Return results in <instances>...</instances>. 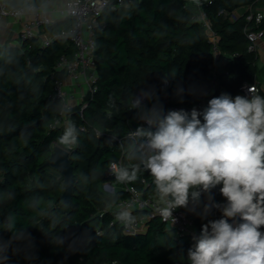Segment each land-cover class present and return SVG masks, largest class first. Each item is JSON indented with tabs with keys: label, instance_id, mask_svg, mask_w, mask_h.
Wrapping results in <instances>:
<instances>
[{
	"label": "trees",
	"instance_id": "16d2710c",
	"mask_svg": "<svg viewBox=\"0 0 264 264\" xmlns=\"http://www.w3.org/2000/svg\"><path fill=\"white\" fill-rule=\"evenodd\" d=\"M49 0H7L12 8L42 6ZM58 1V0H50ZM218 38L224 62L220 89L232 97L245 83H256L258 58L248 51L246 29L264 32V20L256 27L247 14L232 20L254 0H199ZM189 0H139L131 7L106 10L96 31V93L85 104L66 112L77 128L71 154L75 186L71 203L64 204L63 177L47 167L52 147L60 143L63 129L52 130L63 112V102L52 100L54 84L64 72L56 70L60 59L74 57L69 40H56L43 48V37L0 47V264H190L187 253L192 238L181 237L159 220L143 235H125L116 217L99 212L126 199L103 191L111 163L129 158L134 123L132 100L140 92H153L163 109L188 106L202 111L221 95L211 91L213 44L205 25L194 19L197 11ZM73 26L57 21L43 30L53 36ZM164 80L168 91L161 93ZM179 90V94H178ZM202 119V117H201ZM125 140V152L112 147L113 138ZM143 180L149 188L145 190ZM122 187L124 184L112 180ZM144 194L156 196L152 177L141 171L136 182L126 183ZM214 203H225L219 186L211 193ZM206 196L194 207L178 208L201 230L209 220L221 218L216 208L202 218ZM137 216L138 214L135 213ZM231 222V221H230ZM264 231V228L261 229Z\"/></svg>",
	"mask_w": 264,
	"mask_h": 264
},
{
	"label": "clouds",
	"instance_id": "9594fccd",
	"mask_svg": "<svg viewBox=\"0 0 264 264\" xmlns=\"http://www.w3.org/2000/svg\"><path fill=\"white\" fill-rule=\"evenodd\" d=\"M248 92L222 93L202 111L190 112H165L158 102L145 108L142 99L152 101L155 95L142 92L134 98L142 123L130 132L129 158L136 163L111 166L121 184L136 182L147 171L160 203L157 211L173 223V211L190 204L194 210L202 194L208 201L202 218L211 208L221 211V218L209 220L193 236L190 264H264V96L254 94V86ZM77 138L76 126L69 124L60 143L72 146ZM217 186L223 204L213 202ZM116 218L125 225L136 221L127 208ZM0 259H8L6 251Z\"/></svg>",
	"mask_w": 264,
	"mask_h": 264
},
{
	"label": "built area",
	"instance_id": "2783aa9c",
	"mask_svg": "<svg viewBox=\"0 0 264 264\" xmlns=\"http://www.w3.org/2000/svg\"><path fill=\"white\" fill-rule=\"evenodd\" d=\"M137 1L139 0H69L63 5L59 4L58 1L54 2L49 0L44 5L39 7L35 5H28L27 7L23 8H12L7 0H0V28L3 22L6 20L22 21L28 16H33L32 20L23 24V28L19 35L20 42L17 45L18 48H22L24 43L27 41L37 39L42 36L43 48L50 46V44L56 40H69L75 49L74 57L70 59L67 56H63L56 68L58 72H64L65 76L63 79H59L55 82L51 99L61 100L63 102V112L61 113L59 120L51 126L52 130H65V127L70 124L66 112L70 111L73 107L69 104V101L72 98L67 92L68 81L73 82L75 87L78 89L85 87L88 91L87 96H92L96 93V31L102 26V23L99 22V18H101L103 13L108 9L117 10L121 7H131ZM189 1L196 2L195 7L199 13H197L196 16L194 15V19H197L205 25L213 44L214 61L210 67V84L212 92L208 95L210 97L212 93L218 90L220 77L222 74V71L219 69V63L221 60L219 57L218 38L212 31L211 25L202 11V4L200 1ZM246 14L247 22L254 24L256 27H258L264 20V15L262 13H255L251 6L248 7ZM237 19L238 17L236 15L232 16V20ZM63 20L72 21V28L69 30H63L59 34L53 36L46 34L42 35V30L52 26L57 21ZM246 36L249 41L248 51L250 53L256 54L259 50L262 40L264 39V32L246 29ZM252 86H254L255 89L254 94L259 93V89L255 84L245 83L241 86L238 95L250 96L248 89ZM168 88L169 82L164 80L160 90L161 93L165 94L168 91ZM201 106H203V104H200L196 109ZM179 109H184L185 111L190 112L193 108L185 105L179 107L167 106L164 108V111L167 112L169 110ZM139 111V109H135V107H133L134 123L136 125H140L142 123L141 120L139 121V119H137L139 116ZM128 138L131 139L130 133ZM124 145V138H113L112 147L115 146L121 148L122 151L125 152ZM53 146L56 147V143ZM74 146L75 145L68 147L69 150H67V152H69V154H72ZM112 164L125 167L123 158L110 164L106 172V178L108 181L103 184V191L107 195H111L113 192L115 194L124 192L128 196L126 199L108 205L104 211L99 212L100 218H103L107 214H111L116 217V213L119 209L127 208L136 217L135 223L131 225H125L116 219V221L111 224L114 226L116 222H119L125 235L146 234L150 228V223L155 220H159L168 229L175 230L181 237L193 238V236L199 235L201 230L198 228L195 222L187 217L184 212L175 209L173 211L175 222L173 223L171 218L165 219L157 211V209L160 207L158 198L154 196L146 198L142 192L138 191L134 187H130L127 184H124L122 187L116 186L112 181L115 179L111 167ZM142 183L145 186V190L149 188L146 180H143ZM135 213L138 215L136 216Z\"/></svg>",
	"mask_w": 264,
	"mask_h": 264
},
{
	"label": "crops",
	"instance_id": "0c3cea01",
	"mask_svg": "<svg viewBox=\"0 0 264 264\" xmlns=\"http://www.w3.org/2000/svg\"><path fill=\"white\" fill-rule=\"evenodd\" d=\"M68 1L69 0H58V3L64 5ZM254 1H255V7L253 8L251 6V8L254 10L255 13H262L264 15V0H254ZM195 3L196 2H194V1H193V3H191V4H193L192 7L195 6ZM247 9H248V7L240 9L239 11H237L235 13V15L238 18H240L242 15L246 14ZM32 18H33V16H28L26 19H24L22 21H13V20L4 21L2 26H1V28H0V47L5 46L6 44H9L11 47H18L17 45L20 42L19 35H20V32H21V30L23 28V24L25 22H28V21L32 20ZM42 33H43V30H42ZM256 55H257V58H258L259 74H258L256 83H254V84L259 89V93H257V94H259L261 96H264V39L262 40V42L260 44V47H259V50L256 53ZM223 66H224V62L221 59V61L219 63V69H220V71H222V74L224 73V69H223L224 67ZM85 89H86L85 87H83L82 89H78L77 87H75V84L73 82H71V81L67 82V92L70 95V97L72 98L69 101V104L72 107H76V106L84 104V102H85L84 98L86 99L87 92H88L87 89H86V91H85ZM72 91L73 92L75 91V94H71V93H73ZM217 91H220L221 94L222 93H226L225 91L220 89V84H219V87H218ZM217 91H215V92H217ZM135 98H141V94L137 95ZM132 104H133V107H135L134 106V99L132 100ZM142 106L145 107V108H151L152 104H151V102L149 100L142 99ZM137 119H139V116L137 117ZM139 121H140V119H139ZM136 126H138V125H136ZM116 186H118V185H116ZM151 197H153V196H151ZM154 197H156V196H154Z\"/></svg>",
	"mask_w": 264,
	"mask_h": 264
},
{
	"label": "water",
	"instance_id": "95a60500",
	"mask_svg": "<svg viewBox=\"0 0 264 264\" xmlns=\"http://www.w3.org/2000/svg\"><path fill=\"white\" fill-rule=\"evenodd\" d=\"M140 94L141 92L138 95ZM46 165L63 177L65 189L62 199L64 200V204L71 203L75 186V176L73 164L71 162V154L63 148L56 146L52 150V155Z\"/></svg>",
	"mask_w": 264,
	"mask_h": 264
},
{
	"label": "rangeland",
	"instance_id": "374dc122",
	"mask_svg": "<svg viewBox=\"0 0 264 264\" xmlns=\"http://www.w3.org/2000/svg\"><path fill=\"white\" fill-rule=\"evenodd\" d=\"M197 13H199V12L196 11L194 15L196 16ZM198 17H199V16H198ZM198 17H197V18H198ZM85 91H86V89H85ZM72 92H73V91H72ZM71 94H75V91H74L73 93H71ZM151 104H153V103H151ZM54 145H55V144H54ZM56 145H57L58 147L63 148V149L66 150V151L69 150V149H68L69 146L63 145V144H61V143H56ZM54 147H55V146L52 147V150L54 149ZM53 172H54V171H53Z\"/></svg>",
	"mask_w": 264,
	"mask_h": 264
}]
</instances>
